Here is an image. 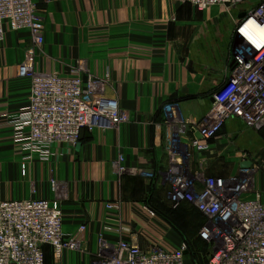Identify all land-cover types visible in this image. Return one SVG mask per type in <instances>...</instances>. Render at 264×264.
Returning a JSON list of instances; mask_svg holds the SVG:
<instances>
[{
    "label": "crops",
    "instance_id": "obj_1",
    "mask_svg": "<svg viewBox=\"0 0 264 264\" xmlns=\"http://www.w3.org/2000/svg\"><path fill=\"white\" fill-rule=\"evenodd\" d=\"M32 1L43 43L9 27L0 42V200L45 198L60 204L62 229L79 243L63 252L60 264H93L100 236L141 247L181 243L157 215L162 210L157 200L166 197L158 186L165 184L162 176L170 166L166 123L207 111L230 67L238 13L220 6L198 10L182 0ZM29 52L37 72L68 74L80 67L84 78L107 79L106 93L117 99L127 121L85 131L88 136L73 147L58 143L47 159L22 150L12 140L6 114L27 104L30 79L18 75V64ZM237 123L228 121L225 133L236 132ZM252 134L258 143V134ZM117 162L151 170L154 177L121 173ZM257 185L264 188V176ZM51 256L46 245L45 264Z\"/></svg>",
    "mask_w": 264,
    "mask_h": 264
},
{
    "label": "built area",
    "instance_id": "obj_2",
    "mask_svg": "<svg viewBox=\"0 0 264 264\" xmlns=\"http://www.w3.org/2000/svg\"><path fill=\"white\" fill-rule=\"evenodd\" d=\"M182 1L198 10L212 6L235 10L238 17L230 67L225 81L212 93L207 111L199 118L166 123L170 166L162 180L169 185L167 196L173 204L188 202L205 216L199 229L211 250L205 264H264V188L257 185L256 166L264 150L257 156L243 152L235 172L208 173L216 148L212 141L220 137L228 121L237 120L251 132L264 129V0ZM36 11L32 0H0V42L9 27L29 31L33 42L42 44L43 24ZM18 75L30 79L28 101L6 114V119L12 140L41 159H47L58 143L75 146L82 130L114 128L128 119L117 99L107 95L108 80L84 78L80 67L68 74L37 72L29 52L18 64ZM244 161H250V166L241 167ZM116 167L121 173L154 177L151 170L118 162ZM62 217L54 200H0V264H45L46 245L60 264L65 250L79 247L77 239L64 233ZM186 248L185 242L141 247L100 236L93 264H186Z\"/></svg>",
    "mask_w": 264,
    "mask_h": 264
},
{
    "label": "rangeland",
    "instance_id": "obj_3",
    "mask_svg": "<svg viewBox=\"0 0 264 264\" xmlns=\"http://www.w3.org/2000/svg\"><path fill=\"white\" fill-rule=\"evenodd\" d=\"M235 127L237 128L235 134L225 133V130L222 129L220 137L214 140V142L212 141V143L216 145V148H214V156L208 161L209 171H214V173L225 176L228 173L236 171V164L243 152H246L247 156H250L251 154L254 156L262 154V150H264V143L262 142L264 141L259 140L257 143L256 139L253 138L252 132L249 131L248 133V131L243 130V126L239 125V123H237ZM255 146L257 149L251 151ZM256 166L259 168L257 176L259 178L260 176H264V158L259 159ZM159 189L163 192L164 197L166 196V201L164 199L163 202L157 200V205L162 207V216L175 223L180 221L181 224L186 227L187 239L195 246V253L199 258L200 263H206L211 251L210 246L199 240L197 236L198 227L205 221V219L192 205L182 202L179 204H173L167 196L169 190V185L167 183L159 185L158 190ZM160 220L163 219L160 218ZM169 226L175 233L174 228L171 225ZM164 230L165 229L162 231L164 232ZM162 234L164 235L165 233ZM175 234H178L177 231ZM51 264H56L53 258L51 259Z\"/></svg>",
    "mask_w": 264,
    "mask_h": 264
},
{
    "label": "trees",
    "instance_id": "obj_4",
    "mask_svg": "<svg viewBox=\"0 0 264 264\" xmlns=\"http://www.w3.org/2000/svg\"><path fill=\"white\" fill-rule=\"evenodd\" d=\"M224 129V128H222ZM257 134L259 136V140H262L264 141V129H261V130H258L257 131ZM264 143V142H262ZM182 203H187L189 205H192L188 202H182ZM194 207V209L201 214V216H203V218L205 219V216L199 211L197 210V208L192 205ZM157 215L162 218L168 225H171L175 231H177V233L181 236L182 238V242H185L186 245H187V248H186V253H185V261H186V258L188 257L191 261L192 264H201L200 263V260L199 258L197 257V254L195 253V246L189 242V240L187 239V233H186V227L184 225L181 224V222H172L170 221L169 219L165 218L164 216H162V213L161 211H158L157 212ZM175 219H176V216H175ZM178 221V220H177ZM205 222V221H204ZM201 223L198 227V231H197V236L199 238V240H201L203 243H207L206 241H204L200 236H199V229L201 228V226L204 224ZM208 244V243H207ZM209 245V244H208ZM193 250V251H192ZM187 262V261H186ZM187 264V263H186ZM205 264V262L203 263Z\"/></svg>",
    "mask_w": 264,
    "mask_h": 264
},
{
    "label": "water",
    "instance_id": "obj_5",
    "mask_svg": "<svg viewBox=\"0 0 264 264\" xmlns=\"http://www.w3.org/2000/svg\"><path fill=\"white\" fill-rule=\"evenodd\" d=\"M239 16H240V17L243 16V13H241ZM84 135L88 136V134H86V132H85L84 130H82V131L80 132V135H79V140H81V139L83 138ZM197 137H200L199 134H197ZM250 164H251L250 161H244V162H242L240 165H241V167H249Z\"/></svg>",
    "mask_w": 264,
    "mask_h": 264
}]
</instances>
